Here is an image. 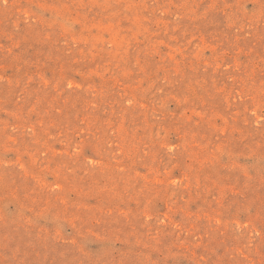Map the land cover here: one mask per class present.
<instances>
[{
    "label": "rangeland",
    "instance_id": "1",
    "mask_svg": "<svg viewBox=\"0 0 264 264\" xmlns=\"http://www.w3.org/2000/svg\"><path fill=\"white\" fill-rule=\"evenodd\" d=\"M0 264H264V0H0Z\"/></svg>",
    "mask_w": 264,
    "mask_h": 264
}]
</instances>
